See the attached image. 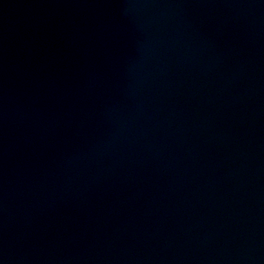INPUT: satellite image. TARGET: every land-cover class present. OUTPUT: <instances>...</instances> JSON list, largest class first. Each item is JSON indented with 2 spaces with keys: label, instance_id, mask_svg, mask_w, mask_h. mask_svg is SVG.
Instances as JSON below:
<instances>
[{
  "label": "water",
  "instance_id": "water-1",
  "mask_svg": "<svg viewBox=\"0 0 264 264\" xmlns=\"http://www.w3.org/2000/svg\"><path fill=\"white\" fill-rule=\"evenodd\" d=\"M0 264H264V0H0Z\"/></svg>",
  "mask_w": 264,
  "mask_h": 264
}]
</instances>
